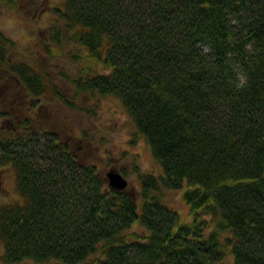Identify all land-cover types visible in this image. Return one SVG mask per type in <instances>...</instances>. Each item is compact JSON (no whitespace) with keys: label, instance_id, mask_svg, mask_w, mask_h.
Masks as SVG:
<instances>
[{"label":"trees","instance_id":"16d2710c","mask_svg":"<svg viewBox=\"0 0 264 264\" xmlns=\"http://www.w3.org/2000/svg\"><path fill=\"white\" fill-rule=\"evenodd\" d=\"M43 37L74 68L14 58L0 31V81L82 115L116 98L160 172L134 165L137 189H112L70 138L18 111L0 124L17 194L0 198V260L264 264V0H61Z\"/></svg>","mask_w":264,"mask_h":264},{"label":"rangeland","instance_id":"374dc122","mask_svg":"<svg viewBox=\"0 0 264 264\" xmlns=\"http://www.w3.org/2000/svg\"><path fill=\"white\" fill-rule=\"evenodd\" d=\"M60 1L18 0L15 5L0 1V31L15 43L14 58L30 63H43L44 59L49 64L53 61L57 67H67L68 71L74 68L61 58L53 59L47 54L45 56L41 49L40 40L45 38L44 27L50 21L52 7ZM6 82L7 80L0 81V124L18 111L22 115L37 116L39 122L47 123L46 125L58 130L61 139L70 138L69 146L79 152L81 157L92 160L105 178L110 169L118 171L127 180V189H137L134 165L140 170L160 172V167L155 163L144 140L131 142L134 126L116 98L102 96L97 106L92 102L88 104L93 112L82 115L58 103V100L46 106L42 105L44 103H35L33 99L24 97L23 90H18ZM81 130H85L90 140H82L79 137ZM0 177V198L3 201L15 199L17 194L12 171L6 169L1 172ZM169 200L184 218H188V209L180 191L170 192ZM2 253L3 244L0 241V255ZM226 262L229 264V259H226ZM0 264L7 263L0 260ZM13 264L35 263L25 259Z\"/></svg>","mask_w":264,"mask_h":264},{"label":"water","instance_id":"95a60500","mask_svg":"<svg viewBox=\"0 0 264 264\" xmlns=\"http://www.w3.org/2000/svg\"><path fill=\"white\" fill-rule=\"evenodd\" d=\"M105 175L112 189L123 190L127 186V180L118 171L110 169Z\"/></svg>","mask_w":264,"mask_h":264}]
</instances>
